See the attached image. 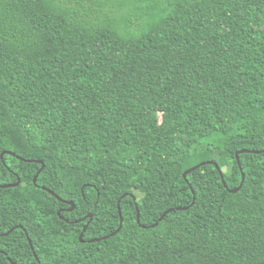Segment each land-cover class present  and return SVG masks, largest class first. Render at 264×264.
Masks as SVG:
<instances>
[{"label":"trees","instance_id":"16d2710c","mask_svg":"<svg viewBox=\"0 0 264 264\" xmlns=\"http://www.w3.org/2000/svg\"><path fill=\"white\" fill-rule=\"evenodd\" d=\"M241 150H264V0H0V186L20 180L0 189V250L17 264H36L28 239L39 264H264V153L240 170ZM208 161L223 181L183 178ZM118 206L121 230L89 242Z\"/></svg>","mask_w":264,"mask_h":264},{"label":"water","instance_id":"95a60500","mask_svg":"<svg viewBox=\"0 0 264 264\" xmlns=\"http://www.w3.org/2000/svg\"><path fill=\"white\" fill-rule=\"evenodd\" d=\"M244 153H247V154H261V153H264V150H257V151H253V150H241V151H239L238 153H236L235 156H236V160H237V163H238V166H239L240 170H241V165H240V162H239V155H240V154H244ZM5 154H9V155H11V156H14V154H13L12 152L3 151V152L1 153V155H0V158L2 159L3 156H4ZM21 160H23V159H21ZM23 161H25V160H23ZM28 162H32V160H28ZM35 162L38 163V164H40L41 167L38 169L37 173L35 174V176H34V178H33V183H34V184H36L37 177H38V175L40 174L41 170H42L43 167H44V164H43L42 161H35ZM207 164H209V165H213V166L216 167V169L218 170L219 175H220V177H221V179H222V181H223V175H222V172H221V170L217 167L216 163L213 162V161L203 162V163H200V164H198V165H195V166L189 168L188 170H186V171L183 173V178H186V176H187L189 173H191L192 171L198 169L199 167L204 166V165H207ZM244 179H245V178H244V174L242 173V179H241V183H240L239 187L236 188L235 190H231L230 193H237V192L241 189V187H242V185H243V182H244ZM19 184H20V180L18 179V181H17L15 184L1 185V186H0V189L15 188V187H17ZM223 184H224V182H223ZM224 186H225V184H224ZM45 191L48 192L49 194H51L52 196H54L58 201L67 204V205L69 206V208L66 209V211H68V212L73 211V209H74V207H75L74 202H72V201H67V200H63V199H61L59 196H57L54 192H52V191H50V190H48V189H46ZM192 193H193V195H194V192H193V191H192ZM126 195H127V194H125L124 196H126ZM130 197H132L133 201H135V198H134L133 196L130 195ZM194 202H195V195L193 196V201H192V203H191L190 206H193ZM118 204H119V202H118ZM187 209H189V207L181 208V210H187ZM62 211H63V210H60V211L57 212V215L60 217V219H63V218L60 216V213H61ZM172 211H173V210L166 211V212H165V213L159 218L158 222L154 223L153 225H150V226H148V227H143V226H142V227L145 228V229H147V228H155V227L158 225V223L161 222V221L164 219V217H165L167 214H169L170 212H172ZM118 213H119V218H120L119 227H118L113 233H111L110 235H107V236H104V237H101V238H97V239H93V240H91V241H89V242H100L101 240H106V239L109 238V237H113V236H115V235L121 230L122 223H123V217H122L121 209H120L119 206H118ZM136 213H137V214H136V221H137V223L139 224V223H140V217H139V211H138L137 208H136ZM86 219H88V220H87L86 224L84 225V227L82 228L81 233L79 234V241H80V242H83L82 238H83V236H84V234H85V232H86V230H87L88 225L91 223V221H92V219H93V215H92V214H89V215L85 216L84 218H82V220H86ZM77 222H78V221H76V223H77ZM12 230H13V229H11V230H10L9 232H7L5 235H8L10 232H12ZM28 243H29L30 248L33 250V247H32V244H31V241H30L29 239H28ZM35 256H36V255H35ZM36 259H38L37 256H36Z\"/></svg>","mask_w":264,"mask_h":264},{"label":"flooded vegetation","instance_id":"af4514ba","mask_svg":"<svg viewBox=\"0 0 264 264\" xmlns=\"http://www.w3.org/2000/svg\"><path fill=\"white\" fill-rule=\"evenodd\" d=\"M40 189H42V190H46L45 188H43V187H40ZM67 205V204H66ZM61 210H64V209H61ZM83 221H85V224H86V222H87V220H83ZM19 228H21V226H18ZM16 228V227H15ZM22 229V228H21ZM11 230V229H10ZM9 230V231H10ZM9 231H7V232H9ZM6 232V233H7ZM6 233H4V235L6 234ZM1 236V235H0ZM25 236L27 237V233H25ZM31 249V248H30ZM31 251H32V253H33V257H34V260H35V263L36 264H39V260L38 259H36V256H35V254H34V252H33V250L31 249ZM0 254H2V255H4L5 256V259L7 260V262L8 263H10V264H17L16 262H14L12 259H10L9 257H7L6 256V253L4 252V251H2V250H0ZM30 264H32V262H30Z\"/></svg>","mask_w":264,"mask_h":264}]
</instances>
